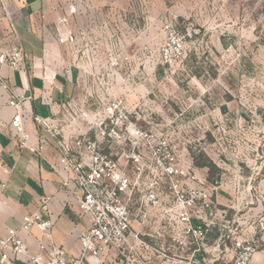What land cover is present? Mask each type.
Segmentation results:
<instances>
[{
    "label": "rangeland",
    "instance_id": "obj_1",
    "mask_svg": "<svg viewBox=\"0 0 264 264\" xmlns=\"http://www.w3.org/2000/svg\"><path fill=\"white\" fill-rule=\"evenodd\" d=\"M58 1L66 27L95 53L102 69L94 74L122 79L181 165L232 201L227 234L237 215L258 223L264 205L251 201L264 192V0ZM258 255L264 264V236Z\"/></svg>",
    "mask_w": 264,
    "mask_h": 264
},
{
    "label": "built area",
    "instance_id": "obj_2",
    "mask_svg": "<svg viewBox=\"0 0 264 264\" xmlns=\"http://www.w3.org/2000/svg\"><path fill=\"white\" fill-rule=\"evenodd\" d=\"M67 21L66 17L60 20L57 42L74 55L66 74L82 62L84 100L54 102L48 117L31 114L25 106L29 98L0 74V86L9 96L5 105L0 104V131L17 136L21 150L28 149L40 157L48 144L55 149L64 171L74 177L78 208L89 227L79 236L78 258H68L65 250L51 241L32 253L20 233L37 228L52 240L54 225L39 213L26 216L18 230L9 229L0 238V264H15L18 257L32 264H101L109 249L118 252L122 264H156L140 237L142 232H134V222L156 227L151 234L155 239L169 229L179 244L202 247L219 221L214 202L218 188L206 185L196 170L181 165L170 138L161 132L160 123L144 114L140 99L131 104L129 97L120 93L124 89L122 79L106 80L94 74L93 66L96 71L102 69L95 53L66 27ZM24 63L21 49L0 53V70L23 72ZM109 68L118 70L119 63L111 62ZM5 108L13 111L9 123L1 115ZM26 115L42 135L37 144L26 131ZM49 165L58 173L56 166ZM62 185L73 191L68 180ZM50 200L46 197L44 204ZM257 226L262 238L264 217ZM260 238L236 241V255L227 264H256Z\"/></svg>",
    "mask_w": 264,
    "mask_h": 264
},
{
    "label": "crops",
    "instance_id": "obj_3",
    "mask_svg": "<svg viewBox=\"0 0 264 264\" xmlns=\"http://www.w3.org/2000/svg\"><path fill=\"white\" fill-rule=\"evenodd\" d=\"M66 15L65 5L58 0H0V53L21 49L25 56L23 72L2 68L0 74L14 89L29 98L25 106L31 114L48 117L54 102L84 100L82 62L79 67L72 66L66 74L65 68L70 66L71 59L65 54L68 49L57 42V27ZM124 90L120 93H126ZM8 99V94L0 86V104L5 105ZM12 114L11 109L5 108L1 115L9 123ZM24 122L32 143L37 144L42 139L40 131L28 115ZM18 139L10 132L0 131V238L5 237L9 229L18 230L24 217L39 213L53 221L52 240L46 239L37 228H32L28 234L20 233L31 252L36 253L41 244L48 245L51 241L63 248L68 258H78L81 255L79 236L89 227V221L78 208L74 177L64 171L51 145L46 146L40 157L28 149L21 150ZM47 161L57 167L58 173ZM63 180L71 183L73 191L63 187ZM258 194L255 193L251 205L254 200L264 205V192ZM46 197H51L47 205L44 204ZM214 202L219 221L199 248L179 244L169 229L160 239H155L151 234L157 228L152 224L141 226L134 222L132 228L134 232H142L140 237L151 250L150 255L156 264H227L234 258L236 241L247 238L248 234V239L260 238L258 223L255 220L249 227L243 217L237 215L233 221L237 229L229 230L227 234L224 229L229 223L227 211L231 210L232 201L218 192ZM255 205L256 208L251 210L258 211L257 203ZM193 222L198 224L196 219ZM216 234L217 238L213 239ZM15 261V264H32L25 257H18ZM258 262H261L259 255L255 257V263ZM101 264L122 263L118 252L109 249Z\"/></svg>",
    "mask_w": 264,
    "mask_h": 264
}]
</instances>
